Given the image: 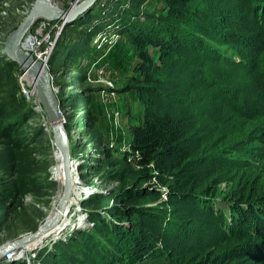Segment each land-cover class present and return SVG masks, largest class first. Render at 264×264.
Here are the masks:
<instances>
[{"label":"trees","instance_id":"16d2710c","mask_svg":"<svg viewBox=\"0 0 264 264\" xmlns=\"http://www.w3.org/2000/svg\"><path fill=\"white\" fill-rule=\"evenodd\" d=\"M96 6L78 26L89 22ZM150 6L146 22L138 12L130 20L129 12L110 13L125 24L121 34L133 55L129 58L131 51L123 47L115 54L120 64L135 62L129 80L143 107L124 142L130 154L124 152L117 174L124 175L132 162L142 168L121 203L159 197L150 190L157 184L171 211L115 206L107 212L127 227L91 214L94 230L46 247L37 259L42 264H264V0H161L158 8ZM6 21L0 18V30ZM96 22L88 35L100 31ZM75 26L64 29L73 32ZM154 49L158 53L152 55ZM21 73L1 50L0 136L11 143L0 154V167L6 165L15 180L0 176V211L24 196L21 188L36 174H48L30 151L49 143L42 140L43 127L31 133L24 128L34 110L21 93ZM223 183L228 192H220ZM147 184L152 185L144 188ZM153 215L157 229L143 219ZM86 243L94 250H85Z\"/></svg>","mask_w":264,"mask_h":264},{"label":"rangeland","instance_id":"374dc122","mask_svg":"<svg viewBox=\"0 0 264 264\" xmlns=\"http://www.w3.org/2000/svg\"><path fill=\"white\" fill-rule=\"evenodd\" d=\"M34 1L3 0L0 3V18L7 20L6 28L0 30V40L10 32L12 27L18 26L22 22ZM54 1L62 8L70 9L64 0ZM83 1L81 0L79 3ZM145 1L100 0L89 22L83 23V26L80 27L78 26L81 24L79 20L75 22L76 26L73 32L63 29V32L57 37L56 46H58L51 60L52 68L49 70L54 86L56 88L61 86L63 89L61 95L58 96L55 93L60 99V111L64 117L65 114L67 117V123H63V120L62 123L67 126L72 152L71 159H74V161L72 160L74 172L80 180L77 190L79 195L73 196L74 201L69 206V213L70 217L84 215L86 220L79 219L75 223L72 222L71 225L78 226L76 230L69 233L68 237L47 246L42 247V245L35 244L32 247H24L10 252L15 253L11 257L12 260L19 259L18 254L22 253L21 258L15 261H21L22 264H42L37 259L41 250L46 247L54 249V243H68L79 231L91 232L93 228H96L91 222V214H100L108 220L111 217L112 223L127 227L128 223L125 221L119 223L112 214L108 215L107 212L115 206L123 207L126 210L136 206L139 208V212L151 210V214L152 212L156 214L166 207L168 214L171 211L170 207L166 205L168 202L167 193L163 187L154 183L155 186L150 190H157L160 193L159 197L155 195L139 201L120 202L122 194L128 191L137 180L139 172L142 171V168L132 162L131 166L125 167L124 175L117 174L122 171L123 158L127 157L124 152L127 151L130 154V147L124 142L131 138V128L136 124L139 113L142 114L143 107L136 100V91L132 87L133 83L129 80L130 72L136 65L135 62L132 60L128 65L120 64L121 60H118V55L115 54L120 53V49L123 47L122 51H131L129 58L133 55L128 37L121 34L125 24L122 23V20L112 18L110 13L111 10L120 12V15L129 12L130 14L128 13L127 16L130 20L133 17L132 13L138 12L141 15L140 21L146 22V12H151L148 10V6L152 3L157 4L156 8H158L161 0H148L144 7ZM135 6L137 7L135 8ZM133 7L136 10H133ZM150 9H154V6L151 5ZM139 14H135L134 17ZM120 17L123 18V16ZM106 18L110 19L111 23L103 21ZM95 22L98 24L100 22V31L88 35L87 28ZM78 27L84 28L81 31ZM56 34L57 30L53 32L51 38H56ZM2 49L3 42H0V51ZM151 53L155 55L158 51L154 49ZM46 67L48 68L47 64ZM81 76L82 78H80ZM21 93L24 95L22 88ZM31 93L33 95L29 97V102L34 112L25 122L24 128L29 133L35 132L40 127L44 128L46 135L42 137L44 139H41L47 140L49 144L43 143L42 146L30 151L33 153L34 162L38 164V167L47 168L48 174H36L31 185L21 188V195L24 196H21V199L15 204H10L9 207L0 211V246L28 236L43 226L49 220L57 198L64 192V183L58 178V170L61 165L63 167V164L59 160L60 153L53 140V129L48 118L42 113L43 109L37 102L35 90H31ZM10 143L11 139L0 136V154ZM31 147H34V144ZM29 168L28 164L26 170ZM0 176H3L5 180H15L6 165L0 167ZM149 185L152 184L144 185V188ZM3 189L0 188V194ZM219 189L220 192H228L229 188L227 184L223 183ZM2 199L0 196V201ZM180 208L181 213L187 212L183 207ZM221 208L227 209V206L223 204ZM225 209L222 210L225 211ZM143 219L152 228H158V220L154 221V215L149 219ZM79 222H85V224L80 226ZM181 232L183 233V230ZM85 250H94L93 244L86 243ZM157 262V264H164V261L158 260ZM142 264L153 263L152 260H149Z\"/></svg>","mask_w":264,"mask_h":264},{"label":"water","instance_id":"95a60500","mask_svg":"<svg viewBox=\"0 0 264 264\" xmlns=\"http://www.w3.org/2000/svg\"><path fill=\"white\" fill-rule=\"evenodd\" d=\"M100 0H84L73 9H64L54 0H35L30 11L22 22L12 30L3 43L2 55L18 66L35 88L36 99L48 118L53 129V140L60 154L63 156L66 181L64 184L63 201L59 212L52 220H48L35 232L21 237L8 244L0 246V263L6 255L24 248L50 233L61 221L69 201L74 183L71 170V146L66 126L62 123L63 114L60 111V99L53 90L51 71L35 59L32 53L22 47L27 34L38 20L49 22L65 21L66 24L75 23L80 17L90 12ZM51 63V62H50Z\"/></svg>","mask_w":264,"mask_h":264},{"label":"built area","instance_id":"2783aa9c","mask_svg":"<svg viewBox=\"0 0 264 264\" xmlns=\"http://www.w3.org/2000/svg\"><path fill=\"white\" fill-rule=\"evenodd\" d=\"M81 0H64V3L70 8H74L76 4H78ZM67 26L65 21H57V22H49L46 20H41L37 22L32 30L27 34V39H29V42L31 41V47H29L28 51L33 54L35 59L39 62L45 63L48 65V69L52 68L50 66V62L53 57V53L56 49L57 44V37L63 32L64 27ZM57 30L56 38H51V35L53 32ZM24 43L23 42V49H24ZM19 83L22 87V90L24 91L25 98L30 101L29 97L33 95L31 93V90H35V88L32 86V83L27 79L26 75L21 73L19 77ZM53 84V87L55 88V92L58 95H61L62 93V87L56 88ZM65 118V119H64ZM63 123H67V117L65 114H63ZM72 160L71 159V163ZM15 253H9L6 255V258L4 261L0 264H9V262H12L14 260L11 259L12 255ZM17 255V254H16ZM21 258V256L19 255ZM19 258V259H20ZM15 259V260H19Z\"/></svg>","mask_w":264,"mask_h":264},{"label":"bare ground","instance_id":"6f19581e","mask_svg":"<svg viewBox=\"0 0 264 264\" xmlns=\"http://www.w3.org/2000/svg\"><path fill=\"white\" fill-rule=\"evenodd\" d=\"M39 21H41V20H38L37 22H39ZM66 25H68V24H66ZM23 42H25L24 43V50L25 51H28L29 47H31V41L29 42V39L26 38ZM22 45H23V43H22ZM43 64L46 66L45 63H43ZM53 90H55L54 87H53ZM59 160L62 161L63 167L61 165V167L58 170V178H60L61 182L65 184L66 174H65V170H64V162H63V156H62V154H60ZM71 168H72L71 170H72V176H73L74 183H73V186H72V193L70 195L71 197H70L69 201L67 202L66 209H65V211L63 213V217H62L61 221L59 222V224L57 225V227H55L50 233H48L43 238H41V239L33 242L32 244H30V245H28L26 247H32L35 244H39V245H42V247H44V246H47L48 244H51V243H53V242H55V241H57L59 239L68 237V235H70L69 233H71L72 231L76 230L77 227H78L76 225H71L72 222L75 223L76 221H79V219L80 220L83 219L84 221L86 220L84 218L85 217L84 215H79L80 217H74V216L73 217H70L69 206L74 201L73 200V196L79 195V192L77 190H78V182L80 181L77 178V176H75V172H74L75 171V168L73 166V163H71ZM63 195H64V192L59 195V197L57 198V201L54 203L53 210L50 213L49 221L52 220L55 217V215L59 212L60 205H61V203L63 201ZM75 215H77V214H75ZM78 224L80 226H83L85 224V222H79ZM21 254L22 253H20L18 255H21Z\"/></svg>","mask_w":264,"mask_h":264}]
</instances>
